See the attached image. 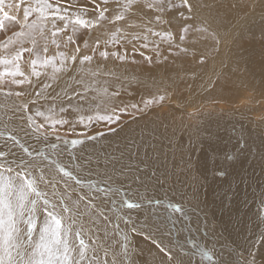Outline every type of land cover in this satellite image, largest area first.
Returning a JSON list of instances; mask_svg holds the SVG:
<instances>
[{"label": "snow or ice", "instance_id": "snow-or-ice-1", "mask_svg": "<svg viewBox=\"0 0 264 264\" xmlns=\"http://www.w3.org/2000/svg\"><path fill=\"white\" fill-rule=\"evenodd\" d=\"M241 9L239 0H79V6L63 0H19L5 6L0 0V65L4 68L0 72V95L4 97L0 101V125L4 126L0 136L5 138L0 144V264H136L135 259L123 258L132 251L130 238L137 241V248L141 240L149 245L147 257L144 250L134 253L142 264H201L195 253L182 250L177 225H169L163 212L154 207L160 199L149 195L144 173L155 177V172L140 154L144 149L147 156L154 136L146 139L142 131L92 151L85 145L122 131L123 115L132 120L150 113L158 116L173 99L170 91H178L189 79L194 84L200 81L205 91L228 90L223 74L213 72L216 79L209 76L204 81V73H196V69L206 68L213 59L209 51L219 49L220 13ZM50 46H55L54 55H48ZM129 47L133 58L140 55L154 65L147 69L154 76L157 69L163 70L159 81L152 79V87L146 88L151 99L141 98L139 104L131 105L124 103L119 89L100 96L93 87L109 78L140 83L137 77L124 73L117 76L125 63H136L129 60ZM138 48L151 50L154 55H145ZM26 54L30 60H25ZM41 54L44 64H60L50 82L36 71ZM29 62L32 72L25 75L21 65ZM244 70L247 72L246 67ZM187 73L195 75L189 77ZM100 100L109 105L103 109L106 115H82L96 111L89 106ZM45 104L54 116L40 120L44 111L36 109H43ZM133 113L137 115L133 117ZM73 116L80 117L85 129L103 122L107 132L75 133ZM65 126L81 137L64 140L78 148L70 156V169L60 163L59 154L50 158L46 148L31 147L32 143L47 145L49 138L64 139L60 128ZM168 146L174 147L171 142ZM241 151L226 153L224 164L235 169ZM261 165L264 173V156ZM181 167L191 172L195 165L189 159L182 160ZM84 173L105 175L112 183L137 185L144 188L145 196L140 197L132 188L137 201L123 199L114 210L112 204L120 189H113L111 183L98 187L99 182L86 180ZM215 175L227 177L230 173L220 166ZM188 196L181 194L172 207L183 213V201ZM234 196L229 185L221 197L222 206H229V211L235 204ZM191 197L189 204L198 207L193 203L196 193ZM259 200L264 206V187H260ZM237 248H222L216 264H264V254L258 255L255 245L251 250ZM202 254L212 259L207 251L202 250Z\"/></svg>", "mask_w": 264, "mask_h": 264}, {"label": "bare ground", "instance_id": "bare-ground-1", "mask_svg": "<svg viewBox=\"0 0 264 264\" xmlns=\"http://www.w3.org/2000/svg\"><path fill=\"white\" fill-rule=\"evenodd\" d=\"M63 2L77 3L78 1L63 0ZM146 80L148 79L146 78ZM240 81L245 80L242 78ZM149 83L152 84L151 81ZM246 85H248V88L255 86L250 81ZM240 91L244 93L246 90L240 88ZM169 94L178 100L175 102L169 100L166 108L161 110L158 116L156 113H150L143 118L126 121L122 125V131L108 134L105 138L88 141L85 147L89 151L94 148L100 149L109 143L115 144L125 141L126 138L139 135L142 131L146 139L153 135L154 141L149 142L152 144V148L147 149V156L144 155V149H142L140 159L151 165V171L155 172V177H152L146 171L144 180L149 186V195L153 199H160L161 201L160 204L154 205L155 209L163 212L170 226L173 223L177 225L178 243L182 250L195 253L201 264H216L217 254L221 252L222 248L231 251L238 246L237 251H240L242 249L251 250L255 245L258 255L264 254V243L261 242V233H264V222H262L264 221V206L260 204L259 200L260 187H264V173H262L261 165V157L264 156V124L259 123L261 120L257 122L254 115L250 118H239L241 115H238L237 111L236 114L232 115L234 106L231 111L227 110V106L222 103L205 104L202 103L205 98L197 100V97L192 101L189 99L190 102L187 101L189 103H182L184 97L182 94H177V91L175 93L170 91ZM210 94L212 95V97L209 95L211 98L222 101L223 97L230 96V90L228 92V90L217 89ZM241 97L243 98V96ZM3 99L4 97L0 95V101ZM248 99L251 100V98ZM209 107L217 110L207 109ZM176 109H183L184 111H176ZM220 110H224L223 112L226 115L218 114ZM76 117H71L75 133L84 132L79 129L80 125L76 123ZM99 126L97 128L95 124L96 128L93 127L86 131L89 135H93L95 132H107V130L100 131ZM152 129L154 132L151 131ZM203 129L205 130L202 131ZM3 130L4 126L0 125V131ZM70 132L72 136L65 135L64 139L56 140L49 138L47 145L32 143L31 147L46 148V151L51 153L50 158H57V154H59L60 163L69 166L70 169V156L78 148L73 149L70 144H65L64 140L81 138L73 134V130ZM209 134L210 139L208 138ZM4 139L3 136H0V144L4 142ZM238 139L240 144H238ZM245 141L247 142L246 147L244 146ZM170 142L174 146L172 149L168 146ZM53 143L57 145L56 148L51 147ZM239 148L243 149L240 152V163L237 164L235 169H232L224 164V156L226 153L235 154L239 151ZM189 159L195 165L191 172L185 171L181 167L182 160ZM220 166L225 167L230 175L217 177L215 169ZM83 176L94 184L99 182L98 187H106L111 183L113 189H120L115 197V203L112 204L114 210L121 206L123 199L137 201L135 193L131 190L132 188L139 192L140 197L145 196L144 188L137 185L129 186L127 184L112 183L105 175L90 176L84 173ZM229 185H231L232 192L235 193L233 197L235 204L230 206L232 211L228 210L229 206H222L221 200L222 195L229 190ZM125 189H128L126 197L124 195ZM85 191L88 190L85 189ZM193 192L196 193L197 197L196 201L193 200V203L198 204V207L195 208L188 202L192 199L191 194ZM181 194L189 195L183 201V213L172 207L173 204L180 201ZM120 239L123 240V237ZM130 239H132L130 245L132 251L123 258L126 261L135 259L136 264H142L139 259H136L134 253L144 250L143 254L147 257L146 250L149 245L141 240L138 242L139 247L137 248V241L133 238ZM202 250L210 253L212 259L204 256ZM122 253L123 248H121Z\"/></svg>", "mask_w": 264, "mask_h": 264}, {"label": "rangeland", "instance_id": "rangeland-1", "mask_svg": "<svg viewBox=\"0 0 264 264\" xmlns=\"http://www.w3.org/2000/svg\"><path fill=\"white\" fill-rule=\"evenodd\" d=\"M77 1H78L77 3L73 2L71 4L79 6V0ZM4 3H5V6L10 5V4L15 5L19 3V0H4ZM239 3L242 6L241 10H232L227 14L224 12L220 13L221 19L217 20V24L219 25L220 38L222 40L220 43L219 49L218 51L215 49L209 51V55L213 57V59L209 61L206 68L196 69V73H204V76H203L204 81H207L209 76H212V79L215 80L216 77L213 76V72L223 74L229 82L228 92L230 90V94H229L230 96L227 95L223 97L224 99L222 98V101L211 98L212 95L210 93L212 92H210L209 90L208 91L201 90L202 89L200 87L201 82L196 81L194 84L192 79H189V81L187 80L186 81L187 83L185 82L183 84H180L182 86L177 91V94H182V96H184L182 99L183 100L182 103L183 102L189 103L190 100L192 101L193 99L197 97L196 98L197 100H199L200 98H201L200 100H202V98H205L204 99L205 101L202 102L205 104L222 103L224 104V106H227L226 108L227 110L233 109V106H234L235 107L234 110L233 111L231 110L232 115L236 114V111L239 113L238 115H241L239 116V118H248V117L250 118V117H253L254 115V117L256 116V119H257L256 121L259 122L260 120L262 121V118H264V114H262L264 113V91H263L264 90V0H239ZM7 10L11 11L10 9H7ZM20 15H22V12L20 13ZM0 39H3L2 33H0ZM42 43L43 42L41 41V44ZM54 47L55 46L49 47L48 55L55 54ZM0 51H3V49L1 48ZM138 51H143L145 55H154V53L151 50H145L143 48H138ZM129 53H130L129 60L135 59L136 63L135 64L125 63L120 68V70L117 72V76H120L121 73H124V75L129 78L136 76L139 79L140 83H137L135 81H133L132 83H129L127 80H124L123 78L121 82H117L114 78H109L107 80L101 79L98 84L94 83L93 87L96 89V91L99 93L100 96L105 95V93H110L114 89H119L124 103L131 105V104H139L141 101V98L151 99L150 96L146 95V88L152 87V84L149 83V81L152 82V79H156L157 81H159V79L163 75V70L157 69L156 75L154 76L153 73L147 71V69H149L150 67H154V65L147 64L140 55H136L133 58L131 56V47H129ZM25 60H30L27 54L25 55ZM109 66H112V65H109ZM59 67H60V64L58 61L55 63V65L51 63L44 64L43 54H41V59L37 61L36 71L41 73V79L47 78V81L50 82L54 78V76L58 74ZM245 67L247 68V72L244 70ZM21 70L25 72V75L27 72H29L27 73V75H29L32 72L31 63L29 62L28 64H22ZM2 71H4V68L2 65H0V72ZM173 75L175 74L173 73ZM182 75L184 74L182 73ZM187 75H189V77H193V75L195 74L187 73ZM32 78L33 80H35L36 77L33 76ZM146 78L148 80H146ZM242 78H244L245 80V81H242V82H245L243 84L240 81ZM249 81L250 83L255 84V86L252 88H248V85H246V83H248ZM193 86L195 88V91L192 90ZM240 88H243L246 91L247 89H249V91L247 92L244 91V93L241 91L239 92ZM235 90H237L238 92ZM171 94L174 96L173 93ZM209 95H211V97ZM241 96H243V98ZM174 98L171 100H173L174 102L178 100ZM248 98H251V100H249ZM188 100L189 102H187ZM89 107L95 108L96 111L88 112L86 114L82 113V115H85V117H87V115H91L93 117H99V116H103L107 114L103 109L109 107V105H104L103 101L100 100L98 101L97 105H90ZM48 109H49L48 104H45L43 109H36L39 111H44V117H41L40 120H43L45 117L54 116V113L49 111ZM207 109L217 110L212 107L211 108L209 107ZM226 109L224 108V110ZM260 109H261V112H260ZM224 110L218 111V114L222 113V115H226L225 112H223ZM129 111H131V109H129ZM254 111L255 112L257 111V113L259 114L257 113L255 114ZM133 115L136 116L137 114L133 113ZM55 118H58V117H55ZM76 119H77L76 123H79L80 125L79 129L80 130L82 129L81 131H86V130L91 129V128L85 129L83 125L80 124L79 122L80 117L77 116ZM131 119L132 117L128 115L122 116V120L124 121V123ZM261 121L259 123H262ZM87 122H88L87 118H85L84 123L86 124ZM98 126H99V129H101L100 131L107 130V125L104 124L103 122L96 123L97 128ZM115 126L116 125H112V127H115ZM65 127L68 128L67 126ZM93 127L96 128L95 124L93 125ZM60 131L62 133L64 132L65 135L67 136H72L70 132L72 131V129L70 128L65 129L64 127H62L60 128Z\"/></svg>", "mask_w": 264, "mask_h": 264}]
</instances>
